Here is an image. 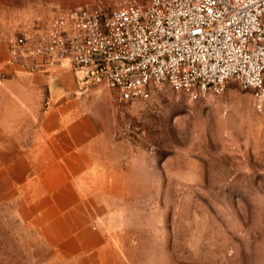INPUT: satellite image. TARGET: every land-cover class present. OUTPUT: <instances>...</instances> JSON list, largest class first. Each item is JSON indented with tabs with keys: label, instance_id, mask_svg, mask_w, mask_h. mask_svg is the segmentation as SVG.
<instances>
[{
	"label": "rangeland",
	"instance_id": "1",
	"mask_svg": "<svg viewBox=\"0 0 264 264\" xmlns=\"http://www.w3.org/2000/svg\"><path fill=\"white\" fill-rule=\"evenodd\" d=\"M91 1L0 0V40L13 44L57 11ZM108 91L117 181L103 220L112 256L121 264H264V108L252 91L230 78L222 92L195 99L165 83L147 99L120 102L85 84L78 94L101 123L96 107ZM19 205L0 198V264H82L45 240Z\"/></svg>",
	"mask_w": 264,
	"mask_h": 264
},
{
	"label": "built area",
	"instance_id": "2",
	"mask_svg": "<svg viewBox=\"0 0 264 264\" xmlns=\"http://www.w3.org/2000/svg\"><path fill=\"white\" fill-rule=\"evenodd\" d=\"M13 48L69 61L85 84L120 102L147 99L165 83L197 99L236 78L264 108V0H93L25 29Z\"/></svg>",
	"mask_w": 264,
	"mask_h": 264
},
{
	"label": "crops",
	"instance_id": "3",
	"mask_svg": "<svg viewBox=\"0 0 264 264\" xmlns=\"http://www.w3.org/2000/svg\"><path fill=\"white\" fill-rule=\"evenodd\" d=\"M80 75L69 61L18 54L0 40V198L18 201L22 217L63 254L121 264L103 220L117 181L103 112L109 91L96 107L101 123L78 94Z\"/></svg>",
	"mask_w": 264,
	"mask_h": 264
}]
</instances>
